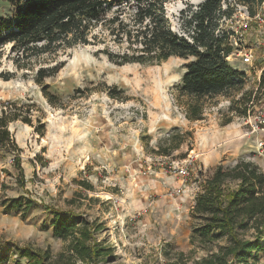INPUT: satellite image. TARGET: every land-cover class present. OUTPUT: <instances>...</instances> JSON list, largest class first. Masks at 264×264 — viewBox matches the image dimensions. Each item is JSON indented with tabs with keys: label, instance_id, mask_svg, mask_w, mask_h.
<instances>
[{
	"label": "rangeland",
	"instance_id": "374dc122",
	"mask_svg": "<svg viewBox=\"0 0 264 264\" xmlns=\"http://www.w3.org/2000/svg\"><path fill=\"white\" fill-rule=\"evenodd\" d=\"M202 1L165 5L174 33L189 39L181 17ZM16 8L0 0V18ZM231 8L215 34L229 33L233 50L226 61L244 73V82L239 91L201 99L198 121L187 118L195 100L177 90L189 60L118 65L107 53L121 54L125 44L100 26L89 45L28 60L12 44L0 48V116L4 110L17 117L7 124L13 146L0 147V252L9 250L7 264L17 260L13 245L48 250L52 261L62 255L59 263L71 255L69 240L52 234L51 211L98 227L93 239L110 249L108 264H166L179 253L192 264L206 255L191 242L204 222L191 213L202 183L216 167L238 161L264 173V154L254 135H244L249 126L242 120L264 109L258 78L264 72V5L256 19L243 6ZM221 10L228 11L226 3ZM244 54L251 63L243 62ZM41 68L59 70L39 85ZM180 166L187 177L176 174ZM254 264H264L263 253Z\"/></svg>",
	"mask_w": 264,
	"mask_h": 264
},
{
	"label": "trees",
	"instance_id": "16d2710c",
	"mask_svg": "<svg viewBox=\"0 0 264 264\" xmlns=\"http://www.w3.org/2000/svg\"><path fill=\"white\" fill-rule=\"evenodd\" d=\"M7 1L17 8L9 18H0V48L12 44V49L24 60L79 44L89 45L88 38L98 26L109 32L113 42L125 44V52L107 53L111 60H119L114 61L118 65L160 64L171 57L189 60L177 90L195 100L188 107L187 118L191 121L201 119L202 109L198 105L201 99L239 91L244 82V73L226 61L233 49L229 33L215 34L218 21L221 17L230 18L233 4L245 7L250 18L264 4V0H230L229 3L228 0H203L196 11L189 9L181 17L189 33L187 39L174 33L166 18L165 5L173 0ZM223 2L228 11L221 10ZM58 70L39 69L35 83L41 85L44 78ZM15 114L1 111L0 147L13 146L7 124L17 119ZM81 185L91 188L85 183ZM191 213L204 221L194 229L191 242L206 252L192 264H254L258 254H264V173L256 164L238 161L228 168L216 167L211 178L202 183ZM51 214L52 234L63 241L69 240L71 255L59 263L62 255L58 261H52L48 250L13 245L17 258L14 264H22L20 260H25L24 264L109 263L110 249L93 239L98 227L92 229V223L79 216H67L59 211ZM184 257L179 253L176 260L166 264H187ZM8 261L9 250L0 252V264Z\"/></svg>",
	"mask_w": 264,
	"mask_h": 264
},
{
	"label": "built area",
	"instance_id": "2783aa9c",
	"mask_svg": "<svg viewBox=\"0 0 264 264\" xmlns=\"http://www.w3.org/2000/svg\"><path fill=\"white\" fill-rule=\"evenodd\" d=\"M264 5V4H263ZM259 18V13L256 14L254 19ZM244 63H251L250 57L247 54H244ZM258 78L261 77L262 71H259ZM245 77V75H244ZM244 125L249 126V131L245 132V136H255V146L256 150L259 152V154H264V109L256 114H254L252 117H243L242 118ZM176 174L180 176L181 178H185L188 176L187 168L186 166H180L176 168Z\"/></svg>",
	"mask_w": 264,
	"mask_h": 264
}]
</instances>
